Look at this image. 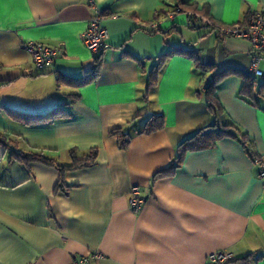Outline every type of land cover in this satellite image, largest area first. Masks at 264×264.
I'll return each instance as SVG.
<instances>
[{"label": "crops", "instance_id": "1", "mask_svg": "<svg viewBox=\"0 0 264 264\" xmlns=\"http://www.w3.org/2000/svg\"><path fill=\"white\" fill-rule=\"evenodd\" d=\"M106 28L107 48L94 54L82 33L95 8ZM178 0H0V264H205L226 250L224 264H264V184L254 158L264 155V98L239 94L248 74L250 45L191 28ZM205 9L216 23H243L249 11L264 14V0H181ZM207 16V17H208ZM61 47L62 55L36 71L24 42ZM174 48L195 51L206 73L185 53L161 62L147 92L150 70ZM96 74L87 83L58 84V76ZM224 73L213 94L223 121L240 135L198 150H184L179 166L160 174L178 146L210 124L213 114L201 91L204 78ZM207 74V76H204ZM260 82V79H257ZM66 103L68 116L24 123L8 109L43 113ZM153 114L162 128L141 133ZM120 129V134H112ZM126 140L125 147L120 140ZM96 150L93 164L65 173L42 162L24 164L11 150L39 152L59 164L70 150ZM136 186L143 203H128Z\"/></svg>", "mask_w": 264, "mask_h": 264}, {"label": "trees", "instance_id": "2", "mask_svg": "<svg viewBox=\"0 0 264 264\" xmlns=\"http://www.w3.org/2000/svg\"><path fill=\"white\" fill-rule=\"evenodd\" d=\"M174 13H192V14H203L205 16L207 15V12L205 9H198L195 5H186L181 0H178L175 7H174ZM247 16V15H246ZM209 17V16H208ZM192 28H198L197 26H194ZM174 53H185L187 54L196 64L198 68L203 70L205 73L212 68L211 65L204 64L198 54L195 51L190 50H184L181 48H174L170 51H168L166 54L160 58V62L155 65L149 72L148 75V82H147V91L144 96V99L147 98V92L150 88L153 87L156 83L157 74L161 65V62L167 57L168 55L174 54ZM99 56L95 57V69L91 74H86L84 77L79 78H72L65 76L64 74H61L58 76V84L60 83H69L73 84L75 86H81L96 74L98 65H99ZM242 75V83L239 89L240 96L250 102L251 104H255V97L260 96L264 98V81L258 82L255 77H253L251 74H244ZM204 76H207V74H204ZM224 76V73L210 76V82L208 86L203 91L205 93V99L207 102L208 107L210 108L212 114H213V121L202 127L199 130H196L194 133H192L190 136L186 137L178 146V152L180 156H176L175 160L176 162L170 163L165 169L159 171L160 174H168L172 170H174L176 167L179 166V163L181 161V154L184 150H198V149H204L211 147L214 145V143L222 138L227 137H233L237 138L238 135H240V138L242 139V143L244 147L247 148L248 146V140L246 139V136L239 132L238 128H236L233 124L229 122L223 121V112L221 109V106L219 105L218 101L216 100L213 91L215 88L216 83L218 82L221 77ZM66 103L62 105L55 106L54 108H51L50 110L43 112V113H36V114H29L25 112H19L14 109H8L7 112L9 116L15 120L30 124V123H39V122H47V121H53L55 119L64 118L68 116V111L66 109ZM163 126V117L160 114H153L151 115L147 121L145 122V125L141 131V133H150L153 131H156ZM120 129H114L111 131L112 134H120ZM0 144H2L4 147H10L11 142H6L1 136H0ZM120 146L125 147L127 144L126 140H120ZM11 156L12 158L18 159L20 162L27 164L29 162H42L47 165L54 166L59 171V179L56 184V189L64 190L66 188V183L64 179V175L66 172L70 170H75L78 168L87 167L91 164H93L95 158H96V150L91 149L87 153L78 156L75 150H70V163L69 164H59L57 161L53 158H50L46 156L43 153L39 152H29V153H23L21 151H15L11 150ZM252 258L251 255H248L242 259H239V262L241 264H247L248 261H250Z\"/></svg>", "mask_w": 264, "mask_h": 264}, {"label": "built area", "instance_id": "3", "mask_svg": "<svg viewBox=\"0 0 264 264\" xmlns=\"http://www.w3.org/2000/svg\"><path fill=\"white\" fill-rule=\"evenodd\" d=\"M95 10L89 18L88 25L82 33V41L86 48L94 54H101L106 48V38L108 36L106 28L101 25V12L93 2H90ZM187 15L186 24L189 27L197 26L208 30L222 37H234L246 40L250 45V66L249 74L256 79L264 81V14L259 11H249L243 23L225 25L214 22L203 14L185 13ZM23 48L30 55L36 71H42L51 65L55 59L62 55L61 47H52L37 41L24 42ZM210 82V77L204 78L201 91H204ZM254 163L258 167V177L264 184V155L254 158ZM128 203L133 211H138L143 203L138 188L133 186L129 192ZM100 256L98 253L77 257L72 264H87L90 259ZM232 258L230 252L217 250L210 252L205 259V264H224Z\"/></svg>", "mask_w": 264, "mask_h": 264}]
</instances>
